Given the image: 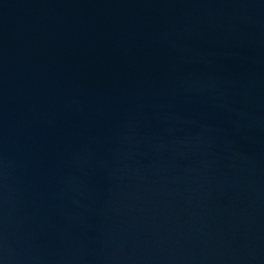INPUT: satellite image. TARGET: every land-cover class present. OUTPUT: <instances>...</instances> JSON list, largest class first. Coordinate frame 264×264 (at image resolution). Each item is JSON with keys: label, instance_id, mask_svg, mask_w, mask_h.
<instances>
[{"label": "water", "instance_id": "water-1", "mask_svg": "<svg viewBox=\"0 0 264 264\" xmlns=\"http://www.w3.org/2000/svg\"><path fill=\"white\" fill-rule=\"evenodd\" d=\"M0 264H264V0H0Z\"/></svg>", "mask_w": 264, "mask_h": 264}]
</instances>
